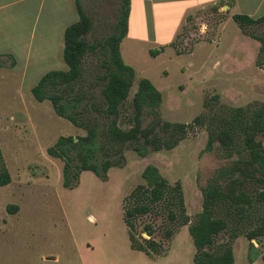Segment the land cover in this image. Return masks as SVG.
<instances>
[{"label": "rangeland", "instance_id": "obj_1", "mask_svg": "<svg viewBox=\"0 0 264 264\" xmlns=\"http://www.w3.org/2000/svg\"><path fill=\"white\" fill-rule=\"evenodd\" d=\"M9 1L15 0L0 3ZM82 5L93 20L89 42L103 43L115 31L122 0H82ZM214 8L190 14L172 40L178 24L175 14L165 17L160 7H134L131 34L146 42L127 38L121 43L124 62L135 70L129 103L142 79L150 80L162 94L158 114L171 123H191L212 107L264 103V70L256 64L260 43L230 19L228 8ZM20 13L17 5L7 7L0 12V21L17 24L23 43H32L35 57L45 13L35 29V18L22 21ZM252 29L264 33V25ZM158 43L165 51L154 58L150 51L160 50ZM102 58L103 50L98 48L85 60L81 84L87 95L85 105L101 99L103 85L98 78L103 73ZM48 68L68 70L66 64L54 58L45 70ZM29 79L21 89L17 79L0 78V146L12 177L9 185L0 188V264H194L195 246L188 226L167 240L165 217L151 214L139 219L138 235L150 239L143 231L151 225L155 230L153 239L162 246L160 255H147L132 249L123 212L127 197L144 182V169L154 165L171 185L181 183L187 214L194 221L202 212V189L227 164L218 151L206 149L207 132H191L171 151L155 152L150 148L143 158L126 149L122 165L111 168L106 179L82 171L78 183L66 188L64 162L50 157L48 149L62 136L86 133L57 115L50 101H36L28 90L33 82ZM153 119L147 109L143 126ZM102 159L100 156L98 163ZM10 205L18 206V212L12 213ZM228 240L227 233L218 238L219 243ZM253 243L251 246L245 237L233 241L235 264H246V254L248 258L255 255L258 264H264V241Z\"/></svg>", "mask_w": 264, "mask_h": 264}, {"label": "trees", "instance_id": "obj_2", "mask_svg": "<svg viewBox=\"0 0 264 264\" xmlns=\"http://www.w3.org/2000/svg\"><path fill=\"white\" fill-rule=\"evenodd\" d=\"M75 4L79 19L64 33L63 58L68 70L48 72L32 89L36 101H50L57 115L86 133L62 136L48 149L50 157L64 162L63 186L74 187L82 171H92L106 179L111 168L122 165L126 149L142 158L148 156L150 148L155 152L171 151L191 132L204 129L208 134L206 149L218 151L227 164L202 189V212L196 219L192 221L187 214L181 183L171 185L156 166L150 165L142 173L144 182L127 197L123 220L132 249L136 251L160 255L162 246L153 239L154 228L144 227L143 232L151 237L144 239L138 235L136 223L151 214L162 215L166 220L167 240L181 227L188 226L195 246L194 264H235L233 241L245 237L251 246L254 240L264 241V103L236 108L212 107L191 123L163 121L158 114L162 94L150 80H140L132 102H128L135 70L124 62L121 43L129 30L131 0H122L115 31L100 44L89 42L93 20L85 13L81 0H75ZM232 19L244 34L260 43L256 64L264 70V33L252 29L263 26L264 17L237 14ZM98 48H102L104 57L101 59L103 73L98 78L103 85L101 99L85 105L87 95L81 86L84 63L87 55ZM164 51V47L151 50L150 55L155 58ZM205 106L211 107L208 103ZM147 109L154 119L144 127ZM100 156L103 159L98 163ZM11 182L0 146V188ZM18 209V206H9L12 213ZM226 233L230 240L219 243L218 238Z\"/></svg>", "mask_w": 264, "mask_h": 264}, {"label": "crops", "instance_id": "obj_3", "mask_svg": "<svg viewBox=\"0 0 264 264\" xmlns=\"http://www.w3.org/2000/svg\"><path fill=\"white\" fill-rule=\"evenodd\" d=\"M14 5L19 8L21 12L19 18L22 21L35 18L34 29L38 25L36 22L40 16L45 13V22L41 26L35 57L32 55V43L30 45L23 43L17 24H10L8 20L5 23L0 21V78L5 79L4 81L17 79L21 89L30 78L29 81L33 82L30 83L28 90L32 92L40 79L52 71L50 68L45 70L50 60L54 58L65 64L63 58L64 33L69 26L78 21L79 14L75 0H15L0 3V12ZM134 7H160L161 15L164 14L165 17L175 14L178 24L172 33V40L176 39L190 14L206 7L228 8L230 19L237 14H245L254 18L264 17V0H131L129 30L124 39L140 42H146V40L131 34V15ZM162 45L158 43L159 47ZM245 260L246 264H258V258L255 255L248 258L246 254Z\"/></svg>", "mask_w": 264, "mask_h": 264}]
</instances>
